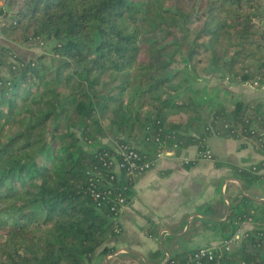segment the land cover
Segmentation results:
<instances>
[{
    "label": "trees",
    "instance_id": "obj_1",
    "mask_svg": "<svg viewBox=\"0 0 264 264\" xmlns=\"http://www.w3.org/2000/svg\"><path fill=\"white\" fill-rule=\"evenodd\" d=\"M4 2L5 39L46 41L54 57L25 60L1 47L0 264H99L112 253L119 199L128 205L135 184L109 165L122 160V145L152 157L159 137L169 149L195 145L201 153L210 137L223 136L264 153V101L237 99L203 113L200 102L179 97L196 91L197 68L264 83V0ZM263 162L236 168L246 193L264 183ZM247 221L253 228L239 245L219 246L202 264H264V201L240 191L215 223L230 239ZM196 252L171 258L196 264Z\"/></svg>",
    "mask_w": 264,
    "mask_h": 264
},
{
    "label": "crops",
    "instance_id": "obj_2",
    "mask_svg": "<svg viewBox=\"0 0 264 264\" xmlns=\"http://www.w3.org/2000/svg\"><path fill=\"white\" fill-rule=\"evenodd\" d=\"M0 43L11 49L17 45L1 32ZM240 142L212 136L208 144L213 160L197 159V147L192 145L164 155L135 177L130 202L119 216L121 233L107 242L115 250L101 264H112L108 262L111 257L129 258L132 264H164L180 251L204 247L208 233L215 234L212 244L224 239L215 221L226 220L232 197L241 191L264 201V183L246 193L235 175L236 168L264 160V153L249 142ZM139 147L149 149L145 144ZM241 228L250 230L253 223L244 222Z\"/></svg>",
    "mask_w": 264,
    "mask_h": 264
},
{
    "label": "rangeland",
    "instance_id": "obj_3",
    "mask_svg": "<svg viewBox=\"0 0 264 264\" xmlns=\"http://www.w3.org/2000/svg\"><path fill=\"white\" fill-rule=\"evenodd\" d=\"M5 2L4 0L0 2V5H4ZM262 23L264 24V19L262 20ZM196 27L197 24H194ZM5 46L4 44L0 43V52H1V47ZM9 48V46H6ZM50 47L48 42H29L26 44H17L14 46V49L12 48L11 50L13 53H15L18 57L25 59V60H30V59H36L40 55H46L48 58H53L54 55L50 53ZM11 48V47H10ZM264 51V49H263ZM49 58V59H50ZM10 59V58H9ZM6 67L0 65V74H7L6 72ZM196 74L198 76V80L196 82H193L192 86L196 90L190 91L189 88H186L183 90V92L179 95L180 98L184 100H188L189 97L194 99L196 102H200V110L204 113H209L211 112L213 104L217 103H224L225 105H231V103L234 100L237 99H244V98H250V99H258L261 101H264V83L260 82L258 84L254 82H240L236 83L230 78H225L223 76H220L219 74H212L208 72H203L201 71L200 68L196 69ZM184 79L183 76H181L180 79H177L174 82V85H176L179 82H182ZM113 105L112 107H114ZM177 117V116H176ZM178 118V117H177ZM104 123H108V120H104ZM102 141L106 143H112L111 137H104L102 138ZM240 144L243 142V140H240ZM251 144V143H249ZM251 146L256 147L254 144H251ZM250 146V147H251ZM252 148V147H251ZM253 149V148H252ZM212 154L214 155L213 151L211 150ZM247 152V150H246ZM163 157V156H162ZM161 157V158H162ZM214 159V158H213ZM213 159H207V160H213ZM127 206V205H126ZM122 211V210H121ZM248 229L241 228L237 233H238V238L236 241L231 245V250L239 245L242 237L246 233ZM249 231V230H248ZM215 234L208 233L204 235V243L206 245L204 246H219L222 240H215L217 243L212 244V237ZM110 258L109 263L112 264H132L129 258L124 259V261H121V258ZM116 259V260H115ZM122 262V263H121ZM102 262L100 261L99 264Z\"/></svg>",
    "mask_w": 264,
    "mask_h": 264
},
{
    "label": "built area",
    "instance_id": "obj_4",
    "mask_svg": "<svg viewBox=\"0 0 264 264\" xmlns=\"http://www.w3.org/2000/svg\"><path fill=\"white\" fill-rule=\"evenodd\" d=\"M3 0H0V2ZM254 83L258 84L259 81H254ZM157 145L156 151H154L152 157H147V155L142 154L138 149L131 147L129 145L120 146L117 151L121 155L122 160L118 161L115 157H111L109 160V165L114 166L116 171H119L121 168L126 169L127 175H129L133 180L139 174L147 171L152 168L154 164L159 160L162 156L171 153L174 149H169L165 146L159 137L155 138L154 141ZM214 155L211 152V149H207L202 151L201 153L197 152V159H213ZM189 161V160H187ZM264 166V162H263ZM253 169H257V165L253 166ZM96 198L99 197L98 194L95 195ZM126 199H119V208L122 210L126 206ZM246 234V233H245ZM238 238V233H236L230 239H223L222 243L219 246L224 247L226 250H231V245ZM219 246H204L197 249V252L194 255V261L196 264H202L201 259L204 257L213 258L214 251ZM167 263L169 264H181L176 260H173L171 257L168 259Z\"/></svg>",
    "mask_w": 264,
    "mask_h": 264
},
{
    "label": "water",
    "instance_id": "obj_5",
    "mask_svg": "<svg viewBox=\"0 0 264 264\" xmlns=\"http://www.w3.org/2000/svg\"><path fill=\"white\" fill-rule=\"evenodd\" d=\"M170 257H171V256H170ZM170 257H169V258H170ZM169 258H168V259H169ZM167 261H168V260H167ZM167 261H166L164 264H166V263H167Z\"/></svg>",
    "mask_w": 264,
    "mask_h": 264
}]
</instances>
